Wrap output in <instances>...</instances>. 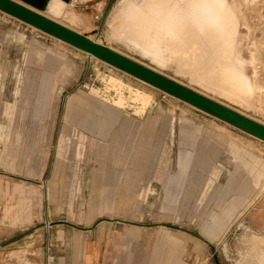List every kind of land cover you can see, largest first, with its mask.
Listing matches in <instances>:
<instances>
[{
    "label": "rangeland",
    "instance_id": "obj_1",
    "mask_svg": "<svg viewBox=\"0 0 264 264\" xmlns=\"http://www.w3.org/2000/svg\"><path fill=\"white\" fill-rule=\"evenodd\" d=\"M128 1L34 10L264 125V0H237L242 26L226 0L219 21L230 26L234 13L236 54L257 65L262 89L244 105L232 101L226 63L202 87L165 43L117 20ZM97 60L0 11V264L12 263L13 229L19 264H72L78 229L102 225L130 234L118 264H141L165 234L182 239L179 264H257L249 242L264 263V142Z\"/></svg>",
    "mask_w": 264,
    "mask_h": 264
},
{
    "label": "bare ground",
    "instance_id": "obj_2",
    "mask_svg": "<svg viewBox=\"0 0 264 264\" xmlns=\"http://www.w3.org/2000/svg\"><path fill=\"white\" fill-rule=\"evenodd\" d=\"M59 1H61L65 5V8H67L69 5L74 6V4L78 3L79 0H72L68 4L63 2L62 0ZM52 3L53 0H50L48 2L46 6L47 12H48V7L52 6ZM233 6L234 9H236V12L238 13L237 18L239 17L241 26L244 25L243 23L244 17L242 16V14H240L239 2L237 0H233ZM65 8L64 11L66 10ZM227 8L230 9L226 0H145L144 3L139 5L129 0L126 3V5L119 10L116 19L117 20L119 19V21L122 22L131 20V22L135 26L141 28L143 31H146L147 33L152 34L153 38H155L157 41L165 43L167 48H171L174 52L178 54L177 55L178 59H180L182 62H180V60H178L177 58L176 60L182 63L186 67L185 70L182 68L181 70L183 72H187L188 74H190L192 81L200 84L202 87L205 86L210 87L209 84L213 82L212 76H214V74H216L220 69V68L217 69L215 64L220 65L226 63L225 67L224 68L222 67V69L220 70H221V75L226 79L231 80L232 81L231 83L234 85V88L232 90L235 91L234 94L236 96H232L234 97L232 101L244 105L248 102L249 96L256 95V93H259V91L262 88L256 80L257 65L256 66L254 65V60L251 59V61L247 63L244 58H241L236 54L235 43L238 39V35L236 38L234 35L237 33V31L239 32L240 30L238 26L236 27V24H238L239 19H236L234 13L232 12V15H230L229 17L230 19H228L229 22H231L230 26L229 23H224L222 25L219 23L222 17L226 16L228 18ZM30 9L34 10V8H30ZM53 9L55 10V6H53ZM64 11H61L58 14H50V16L56 20L57 17L63 16ZM71 17L73 18V15H71ZM232 20L234 21V23H232ZM124 25L125 24H123V26ZM64 27L72 31H75L68 26H64ZM223 33H224V39H221L220 37ZM253 55L254 54H252V56ZM223 57L229 59V62L227 61V59L226 62L225 61L223 62L222 60ZM193 64L194 67L191 68L190 65ZM249 64L252 65L253 68L252 77H249L246 74L247 65ZM198 72H203L204 74H206L208 78H206L205 80L198 79L197 77L201 76ZM106 82L108 83V81ZM109 82L112 85H118L119 89L120 86L122 85L121 82L113 78H110ZM207 82H209V84ZM128 89L130 88L128 87ZM212 89L214 88L212 87ZM206 90L211 91L209 89ZM90 92H92L91 89ZM214 94L221 96L216 92H214ZM132 96H134V99L137 101H142L145 98L143 94H141L140 92L133 93ZM122 99L123 97L119 98V102L117 101V103L119 104L116 103L115 104L120 105ZM105 101L108 102V100ZM137 101L135 103H137Z\"/></svg>",
    "mask_w": 264,
    "mask_h": 264
},
{
    "label": "water",
    "instance_id": "obj_3",
    "mask_svg": "<svg viewBox=\"0 0 264 264\" xmlns=\"http://www.w3.org/2000/svg\"><path fill=\"white\" fill-rule=\"evenodd\" d=\"M62 1L68 3L70 0ZM0 11L264 142V125L113 51L105 44H98L14 0H0Z\"/></svg>",
    "mask_w": 264,
    "mask_h": 264
},
{
    "label": "crops",
    "instance_id": "obj_4",
    "mask_svg": "<svg viewBox=\"0 0 264 264\" xmlns=\"http://www.w3.org/2000/svg\"><path fill=\"white\" fill-rule=\"evenodd\" d=\"M235 203L237 204V201ZM3 220L4 213L0 207V240L5 236L2 227ZM254 220L253 227L256 228V210L254 211ZM18 223L16 222L17 226L19 225ZM16 231L15 229L12 230L11 234L13 237L10 240L12 244L8 248L12 253V261L10 260L12 263L10 264H15V262L19 264V259H17L18 261L15 259V253L19 252L20 249L18 245H15V241L17 240L14 234ZM77 232L78 234L75 236V240H73L72 247L76 251H83V255L80 259L75 258L72 264H118V252L121 241L124 238L128 239L130 236L129 233H126L123 237L117 229H111V227L108 228L105 225L97 227L82 226ZM181 241L182 239L176 234L163 235V237L159 238V242L152 255L145 258L141 264H179V255L176 248L181 244ZM248 244L250 247L247 255L248 258L255 259L257 264H264L259 262L256 257V246L250 242ZM165 246H167V250L164 249Z\"/></svg>",
    "mask_w": 264,
    "mask_h": 264
},
{
    "label": "flooded vegetation",
    "instance_id": "obj_5",
    "mask_svg": "<svg viewBox=\"0 0 264 264\" xmlns=\"http://www.w3.org/2000/svg\"><path fill=\"white\" fill-rule=\"evenodd\" d=\"M24 5L30 6L32 8L43 10L46 8L50 0H16Z\"/></svg>",
    "mask_w": 264,
    "mask_h": 264
}]
</instances>
